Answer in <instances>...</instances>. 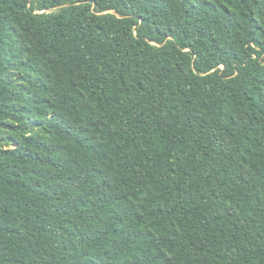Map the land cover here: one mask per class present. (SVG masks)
I'll return each mask as SVG.
<instances>
[{"label": "trees", "instance_id": "obj_1", "mask_svg": "<svg viewBox=\"0 0 264 264\" xmlns=\"http://www.w3.org/2000/svg\"><path fill=\"white\" fill-rule=\"evenodd\" d=\"M0 264H264V0H0Z\"/></svg>", "mask_w": 264, "mask_h": 264}]
</instances>
